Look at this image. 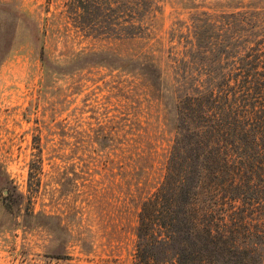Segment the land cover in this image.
<instances>
[{
    "label": "rangeland",
    "instance_id": "374dc122",
    "mask_svg": "<svg viewBox=\"0 0 264 264\" xmlns=\"http://www.w3.org/2000/svg\"><path fill=\"white\" fill-rule=\"evenodd\" d=\"M264 45V0H0V264H134L179 101Z\"/></svg>",
    "mask_w": 264,
    "mask_h": 264
},
{
    "label": "trees",
    "instance_id": "16d2710c",
    "mask_svg": "<svg viewBox=\"0 0 264 264\" xmlns=\"http://www.w3.org/2000/svg\"><path fill=\"white\" fill-rule=\"evenodd\" d=\"M247 47L182 126L142 202L134 264H264V45Z\"/></svg>",
    "mask_w": 264,
    "mask_h": 264
}]
</instances>
